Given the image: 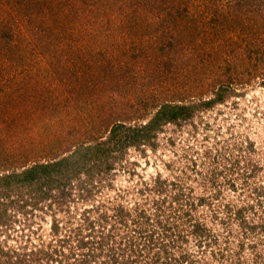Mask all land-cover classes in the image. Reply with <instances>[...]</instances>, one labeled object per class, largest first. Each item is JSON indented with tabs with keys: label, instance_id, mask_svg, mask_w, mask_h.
Masks as SVG:
<instances>
[{
	"label": "rangeland",
	"instance_id": "374dc122",
	"mask_svg": "<svg viewBox=\"0 0 264 264\" xmlns=\"http://www.w3.org/2000/svg\"><path fill=\"white\" fill-rule=\"evenodd\" d=\"M180 1L0 0V264H264V0Z\"/></svg>",
	"mask_w": 264,
	"mask_h": 264
},
{
	"label": "trees",
	"instance_id": "16d2710c",
	"mask_svg": "<svg viewBox=\"0 0 264 264\" xmlns=\"http://www.w3.org/2000/svg\"><path fill=\"white\" fill-rule=\"evenodd\" d=\"M182 1L183 2L185 1L186 5H188V4H192L195 0H181L180 1L181 5H182ZM203 1H206V0H203ZM234 2H235V5L237 7H240V8L242 7V5L243 6H247L249 4L245 0H234ZM175 4L176 3H173V2L168 3V1H167L166 2V7H164L163 10H162L163 12L164 11L166 12L165 17L163 19L164 20L163 21V26L165 25L166 27H170L171 29H174V30L178 28L179 22L182 21V17L183 16H181V11H185L186 12V9H187V8H180L179 5H177V4L175 5ZM195 29L197 30V36H201L202 35V31L198 30L197 27ZM7 35H8L7 37L10 36L9 34H7ZM1 37L2 38L6 37V35L5 36L2 35ZM169 40H170V44L169 45H170V49H171V48H173L172 46L176 45L177 40L175 42V37H173L172 41H171V38ZM218 99H221V97L218 96ZM172 105L173 104L169 103V104H167V106H161L160 109L156 112V117L151 121V123L150 124H144L139 129H137V132H142V134H144V133L147 134V133L151 132L152 128H154V123H156L159 119L167 117L166 118L167 120L174 121V120H176V118L180 117L182 114L184 115V113H188L190 108H191V106H179V107H177V106H172ZM112 123L113 124H111V125L117 124V128H114L112 130V132L110 131V134H112V135L110 136V139L106 142L107 144L109 143L110 140L114 139L115 132H120V131H118L119 127L120 128H124L125 127L124 123L121 120H116V122H112ZM132 132L134 133L135 131L132 130ZM132 136H133V141H134L135 135H132ZM103 141L104 140H100L101 143L100 144L98 143V145L104 146L106 143L103 142ZM145 141H147V140H145ZM130 143H133V142H130ZM79 152H80V149H77L76 152L74 150L72 155L73 154L77 155ZM35 164L36 165H34L33 167L29 168V170L23 171L21 173L22 176H24V177L27 176V177L33 178L34 176L37 175V172L45 170V167L43 166V164H39V163H35ZM2 177L3 176H1V178Z\"/></svg>",
	"mask_w": 264,
	"mask_h": 264
}]
</instances>
